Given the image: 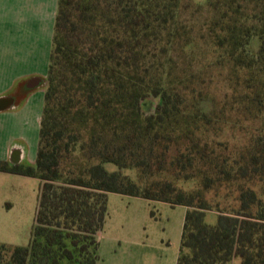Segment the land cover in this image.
Here are the masks:
<instances>
[{
  "label": "trees",
  "instance_id": "16d2710c",
  "mask_svg": "<svg viewBox=\"0 0 264 264\" xmlns=\"http://www.w3.org/2000/svg\"><path fill=\"white\" fill-rule=\"evenodd\" d=\"M45 83L35 166L0 160L41 181L0 264H98L110 192L187 208L176 264H264V0H58Z\"/></svg>",
  "mask_w": 264,
  "mask_h": 264
},
{
  "label": "rangeland",
  "instance_id": "374dc122",
  "mask_svg": "<svg viewBox=\"0 0 264 264\" xmlns=\"http://www.w3.org/2000/svg\"><path fill=\"white\" fill-rule=\"evenodd\" d=\"M194 1L206 4L208 0ZM251 47L258 49L257 36L251 39ZM40 87L44 88V85ZM154 102L153 96L145 99L147 113L154 110ZM34 135L27 141L29 155L22 162L25 165L35 166L36 154L32 151L37 137ZM16 142L23 144L19 139ZM32 142L34 146H31ZM105 166L109 171L118 169L112 162L105 163ZM125 171L136 176L135 169ZM40 189L41 181L37 177L0 171V242L12 245L30 243ZM186 210L183 205L108 193L107 216L99 236L98 264H176ZM207 221L215 223L217 215L208 213ZM234 264L238 263L235 261Z\"/></svg>",
  "mask_w": 264,
  "mask_h": 264
},
{
  "label": "crops",
  "instance_id": "0c3cea01",
  "mask_svg": "<svg viewBox=\"0 0 264 264\" xmlns=\"http://www.w3.org/2000/svg\"><path fill=\"white\" fill-rule=\"evenodd\" d=\"M57 7L58 0H0V98H12L0 109V160L22 163L34 134L37 152Z\"/></svg>",
  "mask_w": 264,
  "mask_h": 264
},
{
  "label": "water",
  "instance_id": "95a60500",
  "mask_svg": "<svg viewBox=\"0 0 264 264\" xmlns=\"http://www.w3.org/2000/svg\"><path fill=\"white\" fill-rule=\"evenodd\" d=\"M12 98L9 97H3L0 98V109L6 107L8 104H10Z\"/></svg>",
  "mask_w": 264,
  "mask_h": 264
}]
</instances>
